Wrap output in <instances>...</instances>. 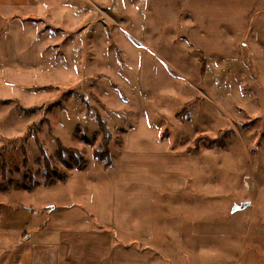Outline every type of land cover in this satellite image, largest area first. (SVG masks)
I'll return each instance as SVG.
<instances>
[{
    "label": "crops",
    "instance_id": "0c3cea01",
    "mask_svg": "<svg viewBox=\"0 0 264 264\" xmlns=\"http://www.w3.org/2000/svg\"><path fill=\"white\" fill-rule=\"evenodd\" d=\"M241 60L264 72V0H0L7 132L10 118L30 114L36 136L45 125L55 145L92 152L102 144L99 116L111 156L108 168L91 155L63 180L23 186L35 201L23 228L2 226L13 235L0 256L12 243L33 264L44 243L55 244L45 264H104V255L107 264L157 263L143 249L163 245V224L186 225L198 183L194 152L171 138L195 107L225 112L223 89L243 94L254 83L235 76Z\"/></svg>",
    "mask_w": 264,
    "mask_h": 264
},
{
    "label": "rangeland",
    "instance_id": "374dc122",
    "mask_svg": "<svg viewBox=\"0 0 264 264\" xmlns=\"http://www.w3.org/2000/svg\"><path fill=\"white\" fill-rule=\"evenodd\" d=\"M106 1L115 2V0ZM118 1L120 4L124 2V0ZM50 7L52 11L56 8L53 5ZM262 70L263 67L259 62L257 71H254L251 65L241 60L234 73L235 76L240 74L245 80L253 79L254 83H251L250 87H245L243 94L232 88L223 89L217 100L224 103L227 109L225 112H217L214 108L213 112L203 114L200 107H195L188 112L186 131L181 135L174 134L171 138L174 139L171 140V145H177L180 152H194L197 158L195 172L198 183L196 194L193 192L191 195L192 200L190 199L188 215L185 218L186 225L179 227L174 224V229L169 230L167 223L163 224L165 230L163 245L158 249L151 247L143 249L152 254L154 260L157 259L155 264H264V78H262L264 72ZM64 74L66 75L65 72ZM58 75H62L61 71ZM8 107L0 104V146L4 144L0 149V247L13 235L8 226L16 225L23 228L27 222L24 216L28 215L27 208L33 205L35 200L26 194L24 187L40 184L45 175L40 147L44 149L43 152L46 151L44 152L46 155H49L51 165L63 173H68V169L72 167H81L91 155L95 158L91 151H78L76 155L73 152L58 151L57 145L48 135L50 128H46L45 125L37 136L38 124L36 128L31 126L33 130L27 137L18 136L34 120V116L30 114H20V117L10 118L11 131L8 133L5 119L12 114L8 111ZM186 115L187 113L182 115V118ZM85 128L87 130L84 134L89 137L93 133L94 125L91 124L89 127L87 124ZM60 130L51 133L59 137L62 136ZM101 133L102 144L95 146L93 150L106 148L104 140H109V135L106 136L102 131ZM222 133L223 137L219 139L222 140L220 142L222 144L218 141L216 143L219 145L209 144L206 140ZM9 134L17 137H10ZM201 135L204 138L196 139ZM59 153L62 159L58 157ZM204 179L207 180V184L203 182ZM242 201H248L249 205L231 213L232 204ZM170 209L168 204L162 208L167 214ZM167 216L171 217V215ZM175 218L177 217H171L170 220L174 222ZM5 223L9 224L8 228L2 227ZM2 230H5L4 233ZM42 234L44 232L40 233ZM7 236L8 238L4 240L3 237ZM54 246L55 244L44 243L43 246L37 245L34 250L39 247H44V250L31 253L33 264H38L37 261L42 259L39 253L43 254V261L40 264H45V250L51 252ZM25 251L23 246L15 249V244H9L8 248L2 251L4 253L0 256V264H29L24 258ZM102 260L104 264L109 263L106 255ZM94 263H96L95 258H90L87 262V264Z\"/></svg>",
    "mask_w": 264,
    "mask_h": 264
},
{
    "label": "trees",
    "instance_id": "16d2710c",
    "mask_svg": "<svg viewBox=\"0 0 264 264\" xmlns=\"http://www.w3.org/2000/svg\"><path fill=\"white\" fill-rule=\"evenodd\" d=\"M190 105H191V104L188 103L187 106H185V107H188V106H190ZM183 112H185L184 109H182V111H179V112L177 113V115H180V114H182ZM97 121H98V125H99V127H100V128H99L100 131L106 133V136H108V133H107V130L105 129L104 123H103V121L100 119L99 116L97 117ZM36 125H37V123L31 124V125L27 128V130H26V132L23 134V136L27 137V136L30 134L29 132H32V130H33L32 127L36 128ZM31 126H32V127H31ZM221 135H222V136H221ZM220 137H223V133L220 134L219 136L215 137V138H211V139L207 138L206 140L208 141L209 144H215L217 141L220 143V142L222 141V140L219 141ZM199 138H204V137H203V135L196 137V139H199ZM105 140H106V139H105ZM105 140H104V144H105V146H106L108 139H107L106 141H105ZM216 144H218V143H216ZM220 144H222V143H220ZM218 145H219V144H218ZM2 146H4V144H2V145L0 146V149H1ZM194 148H195V147H194ZM22 149H23V148H22ZM39 150H40V152H41L40 155H41V157H42V163H43L44 168H45V175L43 176V181L40 182V183H42V184H46V183H48V182H50V181H53V180H55V179H60V180L65 179V177L67 176V173H65V172L63 173V172L60 171L57 167H54L53 165H51L52 162H51V160H50V158H49V155H46V154L44 153V152H46V151L43 152L44 149H43L42 147H40ZM57 150H58V151L64 150V151H66V152H73V153H75V155H76L77 152H78L76 149H66V148L63 147V145H61L59 142H58ZM23 151H24V150H23ZM92 154H93V156H94L98 161H102V162H103V167H104V168H108L109 165L111 164V156H110V152L108 151L107 148H104V149H94V150L92 151ZM58 157H59L60 159H62V157H61V153L58 154ZM2 166H3V165H2ZM47 169H48V170H47ZM58 172H59V173H58ZM56 173H57V174H56ZM52 174H55V175H52Z\"/></svg>",
    "mask_w": 264,
    "mask_h": 264
},
{
    "label": "water",
    "instance_id": "95a60500",
    "mask_svg": "<svg viewBox=\"0 0 264 264\" xmlns=\"http://www.w3.org/2000/svg\"><path fill=\"white\" fill-rule=\"evenodd\" d=\"M249 205V202L248 201H242L240 203H234L232 204L231 208H230V212H235L237 210H241L245 207H247Z\"/></svg>",
    "mask_w": 264,
    "mask_h": 264
}]
</instances>
